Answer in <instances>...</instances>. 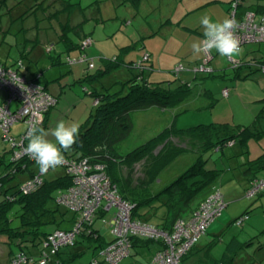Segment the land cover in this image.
<instances>
[{"label":"trees","instance_id":"obj_1","mask_svg":"<svg viewBox=\"0 0 264 264\" xmlns=\"http://www.w3.org/2000/svg\"><path fill=\"white\" fill-rule=\"evenodd\" d=\"M127 1L137 8L141 0ZM263 3V0L251 3L239 0L236 16L242 18L245 12L253 10V7L259 9ZM117 4L113 0H95L81 7L67 0H0V47L17 51L19 57L15 63L22 62L23 69L19 73L26 78L23 60H30L38 48L47 51L44 54L50 59L51 68L86 63L87 67L77 84L83 86L85 94L93 98L94 109L79 125L78 141L70 151L64 152L65 159H86L92 165L104 166L105 174L115 186L118 196L131 205L132 216L168 232L178 219L188 217L218 186L222 170L206 166L210 157L207 154L221 151L223 147H233L236 142L244 144L247 139L264 136V129L259 126L264 115L256 118L250 126L236 129L213 123L178 129L172 123L145 143L122 154L119 146L131 132V113L151 107H174L191 93L192 83L189 74L181 75L186 72L184 68L180 71L155 69L148 54L125 60L124 57L134 50L133 45L120 49L111 58H100L101 65L96 68L94 60L89 59L85 51L87 48L82 49L81 46L82 39L90 37L84 27L117 20ZM82 57V63L69 65V61ZM2 61L0 58V64L5 65ZM90 63L93 64L91 69L88 67ZM262 63L239 61L233 66L235 77L242 78L238 74L241 69L247 73L257 72V64ZM208 66L212 72L205 75L213 76L215 69ZM192 73L191 79L204 75L191 70ZM31 79H37L49 94L58 99L52 88L60 84L59 78L48 83L44 80V73L35 72ZM111 80H117L119 90L112 91ZM85 84L91 89L86 88ZM224 90L228 89L222 92ZM46 119L47 114L43 123ZM27 143L26 140L25 148ZM183 154L193 155L192 161L181 165L182 170L175 173L169 184L153 189L152 185L157 181L163 183L159 179L160 174L176 164ZM247 163L244 171L249 182L246 197L255 180L264 176V155ZM180 164L177 165L179 168ZM137 167L142 168V173L138 172L139 178L134 176ZM0 170V245L5 252L0 264H18L19 261H27L25 264H69L80 256L82 251L64 259L63 248L54 251L49 243L56 231H70L77 224L76 216L57 201L72 185L71 177L65 170L64 175L47 181L30 156L15 158L12 147L8 159L0 155ZM35 179L40 181V185L24 192L23 186ZM51 202L55 207L49 206ZM69 212L72 216L66 220ZM108 215L98 210L90 222L82 224L73 244L66 248L84 242L98 251L90 264L104 263L101 251L111 239L106 240L100 227L106 225ZM244 216L248 217V211ZM142 241L147 240H133L131 247L140 245ZM250 244L234 243L231 257L224 255L221 259H215L206 253L200 264H234L243 248Z\"/></svg>","mask_w":264,"mask_h":264},{"label":"rangeland","instance_id":"obj_2","mask_svg":"<svg viewBox=\"0 0 264 264\" xmlns=\"http://www.w3.org/2000/svg\"><path fill=\"white\" fill-rule=\"evenodd\" d=\"M73 4H79L81 7L90 5L95 0H67ZM190 0H181L180 6L173 12L171 23L173 24V37L171 40L160 37L159 34L156 39L147 40L151 51L157 50L163 52L162 58L165 64L161 62V66L155 68L160 71H172L174 66L181 65L185 70H190L194 65L204 64L205 55H196L193 52L191 45L196 42L195 37H188L183 35L184 27L201 24V19L204 16L211 17L214 21H222L227 17L226 10L221 4L211 3L207 8L203 9L201 13L193 16H185V9L187 2ZM193 4H205L211 0H194ZM226 3L229 0H219ZM262 1V0H258ZM191 2V1H190ZM248 2H255V0H247ZM121 7V6H120ZM119 7V8H120ZM123 14L122 11L117 13V17ZM144 18V14H141ZM165 16V15H164ZM154 15H151L147 20L153 21ZM158 23L159 17L155 16ZM142 19L133 23V26L128 25L127 29L119 31V19L103 24L86 25L84 30L92 39V45L85 51L89 54V59L94 60V64L100 67L101 55L112 57L116 50L120 47L128 45L132 40L130 33H132L134 26L142 23ZM125 20H121L123 27ZM152 24L154 23L151 22ZM153 42L158 46L152 45ZM179 42V46L175 43ZM242 54L235 59H228L220 56L215 50L214 59L209 65L215 69L213 76L201 75L196 79H191L193 73H188L189 81H191V93L185 100L167 109L158 107H151L145 111H134L130 115L132 122V129L129 136L120 144L119 150L122 154L135 149L139 145L145 143L152 137L160 133L164 128L169 127L174 123L178 129H187L197 125L219 124L225 125L231 129L237 127L250 126L256 121V118L264 115V74L260 71L247 73L243 69L238 72L242 78H236V72L233 69V64L239 61L247 62H263L264 63V43H249L241 46ZM154 49V50H153ZM160 49V50H159ZM150 50V49H149ZM149 50L145 51L149 53ZM43 48H38L36 54L31 55L30 60H23L26 65V76L28 79L33 78L35 72H42L48 79L46 82H52L51 79L57 77L58 69L51 68L50 59L44 54ZM144 52H140V55ZM47 52V51H45ZM154 59H157L156 53ZM34 55V57H33ZM130 56V55H129ZM127 56V58L129 57ZM19 54L14 48L0 47V58L3 62L14 64L18 59ZM159 59V58H158ZM174 59V65L170 66V62ZM176 60V61H175ZM129 61V60H127ZM14 62V63H13ZM75 70H83L87 67L84 64L73 65ZM161 67V68H159ZM62 71L65 68L61 69ZM187 73H181L186 75ZM72 79L70 80V82ZM113 82V80H111ZM114 80L112 83V91L119 90V84ZM69 85L57 89V102L47 113V119L38 126L44 128L49 133L55 128L56 124L63 120L67 124L76 123L82 124L90 111H93L92 100L89 95L85 94V89L78 84L69 83ZM50 85V84H48ZM86 88L91 89V86L85 84ZM228 89L229 96L223 97L222 90ZM61 91V92H59ZM2 99L6 98V93H1ZM15 107V103L10 105V109ZM261 129H264V118L260 119ZM26 131V123L23 120L16 121L11 125L8 137L14 139L15 142L19 140L20 136ZM54 142V137L49 135L47 137ZM12 145L11 140H4L0 132V155L6 159L9 157V149ZM209 157L206 166L210 169L217 168L222 170V174L218 179L217 187L224 197L226 207L221 214L214 219V221L207 227L205 235L200 239L202 246L210 243L211 256L215 259H221L224 255L231 257L233 245L237 242L244 244L250 242L251 244L243 248L239 256L235 259L234 264H264V189L259 192H254V197L245 196L246 189L249 187V182L244 171L247 168L248 161L264 155V136L258 138L247 139L244 144L236 142L233 147H223L221 151H212L207 154ZM193 155L183 154L179 157V161L172 164L171 167L162 172L159 176L163 183L153 184V189H159L163 185L169 184L171 178L175 173L181 171V165H186L192 161ZM180 164V168L177 166ZM137 167V172L134 174L139 178L142 173V168ZM1 171V170H0ZM126 174V171L123 172ZM260 174V173H259ZM64 175V169L61 167L56 170H50L44 175L47 181L56 179ZM158 179V180H159ZM211 189V188H210ZM207 193V192H206ZM257 196V197H256ZM2 196H0V200ZM50 207H55L54 202L49 204ZM248 211V219L242 222L241 225L236 224V220L242 218L244 213ZM114 209L111 210V214ZM72 216L69 212L65 219L68 220ZM100 226L99 223L96 224ZM106 235V240L111 239L109 235V226L104 224L100 227ZM78 240H81L78 237ZM146 240V239H143ZM237 241V242H236ZM156 242L142 241L140 245L131 248L130 260L126 259L122 264H146L151 261V250L155 249ZM232 248V249H231ZM2 247L0 246V259L2 255ZM82 251V254L70 261L69 264H90L93 257L98 253L93 247H89L84 242L77 243L75 247L63 248L62 252L64 259L69 258L70 255ZM5 254V252H4ZM3 261V259H1ZM101 261V260H100ZM43 262V261H42ZM129 262V263H128ZM24 261H19L18 264H25ZM106 264V263H101Z\"/></svg>","mask_w":264,"mask_h":264},{"label":"built area","instance_id":"obj_3","mask_svg":"<svg viewBox=\"0 0 264 264\" xmlns=\"http://www.w3.org/2000/svg\"><path fill=\"white\" fill-rule=\"evenodd\" d=\"M238 1L231 0L228 18L234 19L238 24L235 35L240 41V46L249 43H264V3L261 6L262 9L247 11L242 18H238L236 16ZM91 45L90 37L82 39V49ZM204 55L206 63L194 66L192 72L204 75L212 72L208 66L212 54ZM144 60L147 58L144 57ZM83 61V57L77 58L69 61V65ZM238 63L235 62L233 65ZM88 67L91 69L93 64L90 63ZM257 68L264 74V63L257 64ZM22 69L23 64L20 61L11 67L0 64V95L6 93L5 99L0 97V132L5 140L12 141L11 147L14 149L15 158L28 155L25 152L27 130L31 125L43 122L45 115L57 102L37 79L30 80L19 73ZM182 69V66H178L175 71ZM228 95V90L222 92L223 97L226 98ZM12 103H15V107L10 109ZM19 120L26 123V131L15 142L14 139L8 137V133L11 125ZM61 167L71 177L72 185L57 201L76 216L77 224L70 231H56L49 239L51 249L55 251L71 246L77 230L84 222H90L94 214L101 210L109 214L105 222L109 226L111 241L101 251V257L106 264H120L130 256L132 241L143 239L161 244V248L154 253L149 264H183L205 235L207 227L226 207L223 195L216 189L201 201L188 217L178 219L172 229L167 232L132 216L131 205L118 196L115 186L105 174L104 166L92 165L86 159L67 158ZM38 185L40 181L37 179L32 183L28 181L23 186V190L29 192ZM263 189L264 176L255 180L248 192L252 197L254 192ZM248 192L247 196H249ZM112 209L114 213L110 214ZM247 219V216H243L236 220V224L241 225Z\"/></svg>","mask_w":264,"mask_h":264},{"label":"crops","instance_id":"obj_4","mask_svg":"<svg viewBox=\"0 0 264 264\" xmlns=\"http://www.w3.org/2000/svg\"><path fill=\"white\" fill-rule=\"evenodd\" d=\"M113 1L115 3H118L117 5H119V7L121 6L120 8H117L116 15L120 11H122L123 14H125V15H121L120 17H117L119 19V23H120L119 31L123 30V29L124 30L127 29L128 25L133 26V23L138 22L139 18L143 20L142 23H140L139 25H136V27L134 26L132 33H130L132 41L128 45L120 47L119 50H116V53L113 56L117 55L118 52H120V49L129 47V46L132 47V45H133L134 50H132L129 54H127L124 57L125 60H128V59L131 60V59L138 58L139 56H141L140 52L141 51L144 52L145 48H146V50L150 49L149 50L150 54L146 53V51L144 54L149 55V61L154 68L156 66H159V64L161 66V62L163 64H165V61L161 57L163 52L157 51L154 49H153L154 51H151L152 50L151 48H147L149 46V43H147V40H150L153 38L156 39L159 36L161 38L164 37V39L167 38L168 40L172 39V37H173V33H172L173 24L171 23V17H172L173 12L180 6L181 0H141L138 4L137 8H134L127 0L126 1L125 0H113ZM190 1L187 2L186 6H184V4H183V8L185 9V14H186L185 16L191 17L193 15H197L198 13H201L203 11V9L207 8L211 3H213L215 5L218 3L221 4L222 7L227 12L226 18H228V16H229V3L231 2V0H229L226 3H222L219 0H211L208 3H205L203 5L202 4H200V5L193 4L195 2L194 0H190ZM252 9H255V8L253 7ZM259 9H262V7H260ZM141 14H144V18L142 17ZM151 15H154V18H153L154 23L153 24L151 23L153 21L150 22V20H147ZM157 15L159 17L158 23L155 20V16H157ZM122 18L125 20L123 27L121 26ZM182 33L184 36L195 37L196 42H199V41L204 39L203 27L201 24L191 25L190 27L189 26L184 27V30ZM158 34H159V36H158ZM140 41H141V43H140ZM155 43L153 42L152 45L158 46V44H155ZM175 45L179 46V42L175 43ZM96 52L100 56V58H104V59L111 58L108 56L101 55V53L99 51H96ZM153 52L156 53L155 55H157V57L159 59L158 58L154 59V53ZM87 54L89 56L90 53H87ZM211 54H212V58L209 60V63H212V61L214 59V53H211ZM127 56H129V57L127 58ZM2 63L5 64V66H7V67L13 66V64H8V63L3 62V61H2ZM173 65H174V59L170 62V66H173ZM196 65H194V66H196ZM194 66H192L189 71L185 70L186 73L187 74L191 73V70ZM73 67L74 66H67V65L60 67V69L58 70L57 77H55L54 79H51L52 81H54L55 79L59 78L60 84L58 86L55 85V87L52 88V91L57 93V91H58L57 89L69 85L67 82H69V83L72 82L74 84H77V80L81 78L85 68L83 70H80V69L75 70V68H73ZM176 67L177 66H174L172 70H174ZM62 68H65V70L62 71L61 70ZM159 68H161V67H159ZM54 69H58V68H54ZM155 69H157V68H155ZM157 70H159V69H157ZM45 78L48 79L46 76H45ZM71 79H72V81L70 82ZM47 88L49 89L50 87L47 86ZM59 92H61V91H59ZM155 244H156L155 249H152L150 251L151 252V258L154 255V253L161 248V244L159 242H156ZM209 245H210V243L202 246L200 244V241H199L198 245L194 248L192 253L184 260L183 264H200L203 257L206 255V253H207V255L209 254L211 256ZM1 251H2L1 257H3L4 249L2 248ZM130 256H131V254H130ZM130 256L125 258L121 263H123L126 259L130 260ZM146 264H149V261Z\"/></svg>","mask_w":264,"mask_h":264},{"label":"clouds","instance_id":"obj_5","mask_svg":"<svg viewBox=\"0 0 264 264\" xmlns=\"http://www.w3.org/2000/svg\"><path fill=\"white\" fill-rule=\"evenodd\" d=\"M201 25L204 39L191 45L194 54H211L215 50L228 59H235L242 54L240 41L235 35L238 24L234 19L214 21L206 15L202 17ZM49 135L54 137V142L47 139ZM78 138L79 125L76 123L67 124L61 120L50 133L33 124L27 130L25 152L38 165L39 171L47 174L49 170L54 171L64 165V152L70 151Z\"/></svg>","mask_w":264,"mask_h":264},{"label":"bare ground","instance_id":"obj_6","mask_svg":"<svg viewBox=\"0 0 264 264\" xmlns=\"http://www.w3.org/2000/svg\"><path fill=\"white\" fill-rule=\"evenodd\" d=\"M149 241V240H148Z\"/></svg>","mask_w":264,"mask_h":264}]
</instances>
